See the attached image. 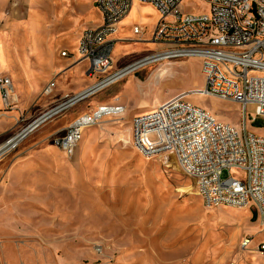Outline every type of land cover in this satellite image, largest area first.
Segmentation results:
<instances>
[{"label": "rangeland", "instance_id": "rangeland-1", "mask_svg": "<svg viewBox=\"0 0 264 264\" xmlns=\"http://www.w3.org/2000/svg\"><path fill=\"white\" fill-rule=\"evenodd\" d=\"M2 10L0 23L17 27L0 25V73L11 79L15 95L14 109L0 107V125L5 124L0 145L19 130V115L27 125L95 82L86 75V66L79 79L62 68L48 76L52 64L76 57L73 35L57 36L67 24L60 0H8ZM30 10H35L36 22L28 27L23 24ZM180 10L206 14L209 6L184 0ZM92 15L98 24L99 14ZM159 19L154 9L133 5L114 36L111 74L158 50L145 39ZM135 25L142 29L139 36L131 32ZM45 49L49 61L44 63ZM61 50L67 59L60 58ZM170 62L175 63L166 66L170 75L154 76L166 62L135 70L43 126L0 161L7 169L0 187V264H264V251L258 250L264 244V225L253 209L205 207L193 179L172 154L143 158L131 145V120L140 114L134 112L137 103L155 107L204 84L199 60ZM50 82L55 88L47 96L43 90ZM190 101L212 109L222 122L241 124L235 103L199 96ZM98 103L125 111L85 129L75 155L64 156L50 136ZM255 112L256 107L247 108V129L264 137V120L250 121ZM244 238H251L247 248L242 247Z\"/></svg>", "mask_w": 264, "mask_h": 264}, {"label": "built area", "instance_id": "built-area-1", "mask_svg": "<svg viewBox=\"0 0 264 264\" xmlns=\"http://www.w3.org/2000/svg\"><path fill=\"white\" fill-rule=\"evenodd\" d=\"M183 1L96 0L101 24L82 32L76 50L77 63L86 65V75L94 84L66 97L27 125L19 115L15 122L19 130L0 145V161L46 124L133 73L135 70L130 69L135 65L197 59L204 80L202 88L180 92L135 115L131 120V145L143 158L172 154L176 165L193 179L205 207L253 209L264 225V137L247 129L249 106L256 107L252 123L264 120V0H202L209 6L206 14L181 11ZM134 3L152 7L160 17L150 41L158 50L111 74L114 36ZM132 34L139 36L142 29L135 25ZM61 55L67 56L65 52ZM54 88V82H50L43 92L48 96ZM192 96L239 105L240 126L218 120L210 111L194 105ZM0 101L5 112L14 109L13 83L2 73ZM123 111L122 106L99 104L49 139L64 156L72 157L85 129ZM224 172L226 178L222 177ZM250 243L251 238H244L242 247ZM258 250L264 251V244Z\"/></svg>", "mask_w": 264, "mask_h": 264}, {"label": "crops", "instance_id": "crops-1", "mask_svg": "<svg viewBox=\"0 0 264 264\" xmlns=\"http://www.w3.org/2000/svg\"><path fill=\"white\" fill-rule=\"evenodd\" d=\"M95 1L96 0H60V2L62 4L63 12H64V14L66 16L67 24L66 25L62 24V26H66V27L65 28L62 27V29L60 30V32H59V34L57 36L62 35V33L72 34L73 35L72 44H73V47L75 48V47H77V43H78V41L80 39V36H81L83 31H85L87 29H93V28L99 27L100 24H101L100 17H99L100 22L98 24H95V25H94V19L92 17L93 13H95V12L98 13L97 10H96V7H95ZM7 2H8V0H0V22H1V20H4V18H5L4 17L5 14H4L2 9L4 8V6L6 5ZM134 4H137V3H134ZM137 5L141 6V7H145V8L148 7V8L153 9L152 7L147 6V5H139V4H137ZM35 6H36L35 2H33L31 4L32 9H34ZM1 10H2V12H1ZM34 12H35V10H33V12L30 10V14L32 13V15H30V18L28 19L27 23L23 24L24 26L27 25L28 27H30L36 22V19L34 17ZM130 12H131V10H130ZM129 14H128V16H129ZM128 16L119 24L118 33H119L121 25L124 24L127 21ZM0 25L5 26V27L9 26V28L17 27L16 24L14 25V23L6 22V21H3V23H0ZM152 32L150 34V37L145 39L146 41H149V40L151 41ZM47 52H48V50H46V49L42 51V58H43V62L44 63L49 61V58L47 57L48 56ZM61 53H63L62 50L60 51V54ZM65 53L67 54V52H65ZM60 56H61L60 58H62V55H60ZM67 56H68V54H67ZM67 56L63 57V59H67ZM77 60H78V58L76 56V57H72L71 59L67 60L65 63H63V65L54 66L52 64L50 66V69H49V72H48V74H49L48 76H50V75L51 76H56L58 74L57 71L60 68H62L63 70L66 71V75L74 76L75 79L81 78L82 77L81 68L83 66H86V65L77 63ZM180 64H182V63H178V65H180ZM163 68L165 69L166 65H164ZM84 89H82V90H80L78 92H75L74 94H77V93L83 91ZM119 100H120V98H119ZM118 102L120 103L121 100L118 101ZM99 104L110 105V103H98L97 105H99ZM1 106L2 105H1V102H0V107ZM124 106L126 107V105H124ZM148 107H149L148 110L154 108L151 105L149 106L147 102L142 100L141 102L136 104V106L134 108H137V109H134V112L140 111L139 113L141 114L143 112L148 111V110H145ZM75 118L76 117H74V119ZM4 126H5L4 123L1 124L0 125V129H3ZM3 134L4 133L0 132V136L3 135ZM3 166L4 165H0V187L4 184V181H5L6 177H7V169L5 167L3 168Z\"/></svg>", "mask_w": 264, "mask_h": 264}, {"label": "bare ground", "instance_id": "bare-ground-1", "mask_svg": "<svg viewBox=\"0 0 264 264\" xmlns=\"http://www.w3.org/2000/svg\"><path fill=\"white\" fill-rule=\"evenodd\" d=\"M0 56H1V54H0ZM150 60V59H149ZM149 60H148V62H149ZM152 60H150V62H151ZM175 63H172V62H166L164 65H166V66H170V65H174ZM163 65V66H164ZM178 65V64H177ZM143 67H146V66H144L143 64H140V65H135L134 67H132L130 70H138V69H140V68H143ZM161 66H159L158 68H157V70H156V73H155V75L154 76H156V78L157 77H161L162 75H166L168 72H170L169 70H168V68H163V67H161ZM171 67V66H170ZM171 70V69H170ZM129 71V69L127 70V71H123V72H121L122 74H120L119 76H117V77H115V79H117L118 77H121L123 74H126L127 72ZM188 74H189V72H187ZM169 75H170V73H168ZM167 74V75H168ZM166 77H168V76H166ZM172 77V76H171ZM153 78V77H152ZM115 79H113V80H115ZM125 111V110H124ZM208 111H213L212 109L210 110H208ZM114 116L115 115H117V114H113ZM113 115H111V116H113ZM156 157V156H155ZM151 158H153V157H151ZM159 159H160V157H159ZM182 171V170H181ZM183 172V171H182ZM174 173V172H173ZM184 173V172H183ZM172 174V173H171ZM185 174V173H184ZM174 175H176L177 176V174H175L174 173ZM186 175V174H185ZM187 176V175H186ZM262 232H264V231H262Z\"/></svg>", "mask_w": 264, "mask_h": 264}]
</instances>
